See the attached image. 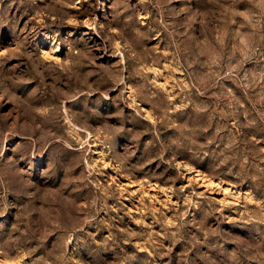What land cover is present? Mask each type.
Segmentation results:
<instances>
[{
  "label": "rangeland",
  "instance_id": "1",
  "mask_svg": "<svg viewBox=\"0 0 264 264\" xmlns=\"http://www.w3.org/2000/svg\"><path fill=\"white\" fill-rule=\"evenodd\" d=\"M0 264H264V0H0Z\"/></svg>",
  "mask_w": 264,
  "mask_h": 264
}]
</instances>
